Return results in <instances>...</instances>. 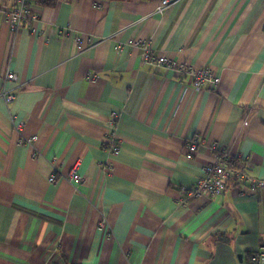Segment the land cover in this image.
<instances>
[{
  "label": "crops",
  "instance_id": "1",
  "mask_svg": "<svg viewBox=\"0 0 264 264\" xmlns=\"http://www.w3.org/2000/svg\"><path fill=\"white\" fill-rule=\"evenodd\" d=\"M161 1L29 0L13 34L1 6L18 2L0 0V264H241L264 241V191L233 181L186 206L179 192L205 175L214 143L264 179V0H177L154 14ZM133 38L220 82L194 90ZM113 116L117 155L105 149ZM78 159L80 184L68 179Z\"/></svg>",
  "mask_w": 264,
  "mask_h": 264
},
{
  "label": "built area",
  "instance_id": "2",
  "mask_svg": "<svg viewBox=\"0 0 264 264\" xmlns=\"http://www.w3.org/2000/svg\"><path fill=\"white\" fill-rule=\"evenodd\" d=\"M29 0H17L18 6L12 9L8 8L6 11L5 19L9 25L10 31L15 34L23 22L27 21L26 13L29 9ZM177 0H162L160 5L156 8L154 14H162L167 9H169ZM96 7L103 8L104 5L101 3H95ZM32 20H37L38 16L34 15L31 17ZM64 35L70 36V32H63ZM77 42L80 43L81 39L77 38ZM129 43L138 45L141 50L142 58L156 65L157 67L164 66L168 69L175 68L180 74H189L194 81V90L200 91L209 87H215L220 82V76L214 72L211 68H195L186 63L176 64L173 60H167V57H153L152 56V44L148 40L144 39H130ZM82 44V43H81ZM7 79L17 80V76L14 72H8ZM189 89H185L184 95ZM2 95L5 101L10 104L16 97V95L11 91H4ZM24 123H19L16 125V129L20 130ZM109 133L107 135V144H105V149H109L113 154H119L121 151V144L119 138L117 137V125L116 117H109L108 119ZM37 136L26 137L24 140L27 143H32L36 140ZM110 142V143H109ZM205 143V139L201 136H194L187 144V156L192 158L196 153L198 147ZM213 149L217 155L214 161L208 163L204 170L205 175L196 181L195 184L190 186H181L179 192L182 194L180 204L186 206L188 201L191 199L198 198H215L221 195L227 188L231 178H235L239 183L247 182L248 189L252 193H257L264 191V179H253L251 178L245 170H237L231 168L229 164L230 157L229 153L223 149H220L218 144H213ZM80 159L76 160L73 167L69 172L68 179L76 184H80L84 181L83 176L80 172ZM57 179V175L54 173L49 181L54 182ZM99 227L107 228L109 226L107 215L102 213V218L98 223ZM241 264H264V241L260 244L259 248L251 252L246 258H243Z\"/></svg>",
  "mask_w": 264,
  "mask_h": 264
},
{
  "label": "trees",
  "instance_id": "3",
  "mask_svg": "<svg viewBox=\"0 0 264 264\" xmlns=\"http://www.w3.org/2000/svg\"><path fill=\"white\" fill-rule=\"evenodd\" d=\"M61 0H39V3L45 7H55ZM234 163L231 164V168L237 169V170H244L242 165L237 162V160H233ZM236 181L235 178H231L230 182ZM238 182V181H236ZM239 183V182H238Z\"/></svg>",
  "mask_w": 264,
  "mask_h": 264
},
{
  "label": "rangeland",
  "instance_id": "4",
  "mask_svg": "<svg viewBox=\"0 0 264 264\" xmlns=\"http://www.w3.org/2000/svg\"><path fill=\"white\" fill-rule=\"evenodd\" d=\"M15 1H16V0H15ZM12 8H13V6L10 7V9H12Z\"/></svg>",
  "mask_w": 264,
  "mask_h": 264
}]
</instances>
